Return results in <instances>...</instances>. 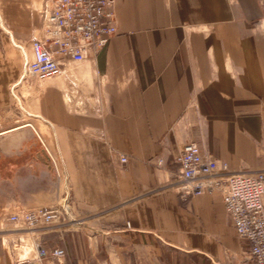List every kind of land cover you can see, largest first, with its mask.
<instances>
[{
    "label": "crops",
    "instance_id": "obj_1",
    "mask_svg": "<svg viewBox=\"0 0 264 264\" xmlns=\"http://www.w3.org/2000/svg\"><path fill=\"white\" fill-rule=\"evenodd\" d=\"M42 10L0 0V264H255L222 195L182 201L176 182L189 141L233 171H264V0H115L100 52L20 85L15 44L33 59ZM52 207L63 219L49 233L9 220Z\"/></svg>",
    "mask_w": 264,
    "mask_h": 264
},
{
    "label": "built area",
    "instance_id": "obj_2",
    "mask_svg": "<svg viewBox=\"0 0 264 264\" xmlns=\"http://www.w3.org/2000/svg\"><path fill=\"white\" fill-rule=\"evenodd\" d=\"M42 1L45 37L32 41L33 59L28 58L21 45L15 44L23 53V75L28 73L37 80L60 76L64 72L62 59L83 63L90 52H100L117 33L115 0ZM56 54L62 58L58 59ZM14 88L12 95L15 97ZM43 154L57 169L56 157L45 145ZM127 160L122 156V162ZM177 160L180 167L176 185L180 199L185 201L204 193H220L237 236L249 245L248 259L264 264V171H233L227 162L216 159L194 141L182 145ZM156 163L162 166L164 161L158 159ZM62 217V208L52 207L13 214L9 220L37 236L54 231ZM36 246L42 255L61 257L65 254L62 248L49 252L40 243Z\"/></svg>",
    "mask_w": 264,
    "mask_h": 264
},
{
    "label": "rangeland",
    "instance_id": "obj_3",
    "mask_svg": "<svg viewBox=\"0 0 264 264\" xmlns=\"http://www.w3.org/2000/svg\"><path fill=\"white\" fill-rule=\"evenodd\" d=\"M34 81H37V79H35V78H33V77H30L29 78V84L31 83V82H34ZM16 93V92H15ZM17 94V93H16ZM17 100V99H16ZM16 100H14V109H15V111L16 112H20L21 111V105H23L24 106V104L23 103H18ZM25 107V106H24ZM26 108V107H25ZM27 109V108H26ZM29 110V109H28ZM31 111V110H30ZM32 113H34V112H32ZM30 117H32V116H30ZM35 118V117H34ZM36 119H38V118H36ZM39 120V119H38ZM41 120V119H40ZM31 122H33L32 120H31ZM40 127L42 128V132H43V136H44V138H45V140L46 141H49L50 143H54V131H53V129L51 128V127H46V125L45 124H43V123H41L40 122ZM54 152V151H53ZM54 154V153H53Z\"/></svg>",
    "mask_w": 264,
    "mask_h": 264
},
{
    "label": "bare ground",
    "instance_id": "obj_4",
    "mask_svg": "<svg viewBox=\"0 0 264 264\" xmlns=\"http://www.w3.org/2000/svg\"><path fill=\"white\" fill-rule=\"evenodd\" d=\"M29 78H30V75L28 74V73H25L24 75H23V77L21 78V80L19 81V83L18 84H24V83H26V81H29ZM14 93H15V91H14ZM17 94L15 93V96H16ZM15 99H16V97H15ZM19 102V101H18Z\"/></svg>",
    "mask_w": 264,
    "mask_h": 264
}]
</instances>
